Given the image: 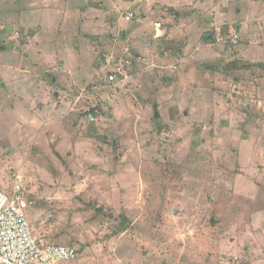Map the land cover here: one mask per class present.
<instances>
[{"label": "rangeland", "instance_id": "374dc122", "mask_svg": "<svg viewBox=\"0 0 264 264\" xmlns=\"http://www.w3.org/2000/svg\"><path fill=\"white\" fill-rule=\"evenodd\" d=\"M32 1L0 0V60L32 65L14 45L40 30L44 49L25 91L9 82L16 108L0 93V192L23 176L34 235L76 249L61 264H264V0H43L54 19L7 29Z\"/></svg>", "mask_w": 264, "mask_h": 264}, {"label": "built area", "instance_id": "2783aa9c", "mask_svg": "<svg viewBox=\"0 0 264 264\" xmlns=\"http://www.w3.org/2000/svg\"><path fill=\"white\" fill-rule=\"evenodd\" d=\"M132 19L133 15L128 14L125 20L130 22ZM219 38L226 44L238 43L237 35L230 40L222 36ZM129 58L107 60V68H110L106 75L107 82H125L129 77L128 66L133 63ZM28 205L31 202L26 198L23 176L15 174L11 189L0 192V264H61L76 260V249L48 244L34 235L25 214Z\"/></svg>", "mask_w": 264, "mask_h": 264}, {"label": "crops", "instance_id": "0c3cea01", "mask_svg": "<svg viewBox=\"0 0 264 264\" xmlns=\"http://www.w3.org/2000/svg\"><path fill=\"white\" fill-rule=\"evenodd\" d=\"M38 1V0H37ZM43 0H39L38 2H36V1H32V3L31 4H33L34 5V7L33 8H29V9H23V11H21V10H17V11H15V12H10L9 10H6V17L4 18V20H7L8 21V23H9V25L8 24H6L5 26H7V29L11 26L12 28L14 27V24H15V22H19L22 18H23V16L26 18V20L28 21V20H31V19H35V15H39V17H45V18H49V20L50 19H54V18H52L51 16H50V10H48L47 9V14H43V13H39V11H42L41 10V5H44L43 4V2H42ZM39 2H41V3H39ZM197 2H199V3H201V1H196L195 3H194V5L192 6L191 5V7H196V3ZM135 4L137 5L138 4V2L137 3H132L131 4V6L132 7H135ZM188 4H190V3H188ZM134 5V6H133ZM45 7V6H44ZM43 8V7H42ZM253 11H256V9H254ZM252 11V12H253ZM251 12V13H252ZM14 16H13V15ZM254 13H252L251 15H253ZM28 15V16H27ZM185 16L186 17H188V18H185ZM197 16H200V13H198V10H197V8L196 9H194L192 12H191V15H189V14H184V15H182V21L183 22H186V27H188V30H190V27L192 26V24H194L195 22H197L196 20H197ZM14 18H16V19H14ZM3 20V21H4ZM14 20H17V21H14ZM2 21V22H3ZM198 22H199V20H198ZM4 23H0V27L3 25ZM6 29V28H5ZM5 29H2L1 31H0V48H1V50H0V57L2 58L3 57V55H6L5 53L6 52H8L7 51V46L8 45H10V39L7 37V35L10 33V31H8V30H6L5 31ZM157 32L156 33H158L157 35H159V33H160V30H159V28H157V30H156ZM38 32H40V34H39V36H35L33 33V35L32 34H29L28 35V39H27V42H28V44L27 43H23V42H21L19 45H14L15 47H17L16 48V51L17 52H19L20 54H23L24 52V50L25 51H29V54H30V52H33L34 53V55H37L36 56V59L34 60V61H32L31 60V57L29 56V62H32L31 64L32 65H29L28 67H24V65L22 64V61L21 60H16V61H12V60H6V63H4L2 60H0L1 62H0V84H2L0 87H1V90H3V91H1L0 93H1V95L3 94V97L5 96V97H7V98H11V99H13L14 101H15V103H13L12 105H11V107L12 108H16V104H17V102H16V100L12 97V94H10V86H9V82L11 83V87H13L14 89H17L19 92H23V91H25V85L28 83V82H30L31 81V79L29 78V75H30V69H32V67L33 68H36V66L38 67V61H40V59H41V56H40V52H42L43 53V51H44V49H43V47H42V45H40V48H38L39 46H37L36 47V49H34V44H35V40L36 39H38V37H40L41 36V30L40 31H38ZM6 35V36H5ZM27 35V34H26ZM158 37V36H157ZM33 38V39H32ZM38 42V41H37ZM11 46V45H10ZM10 48V47H9ZM11 49V48H10ZM12 49H14V48H12ZM10 51V53H15L14 51H12V50H9ZM38 53V54H37ZM143 53V52H142ZM137 55H138V58L140 59L139 60V62L140 63H137L138 64V66H141V65H143V63H149V64H153V65H155V63L153 62V61H151V60H148V57L146 56V55H144V54H141V53H137ZM120 57H118V58H116L117 60L119 59ZM115 60V59H114ZM18 61V62H17ZM48 61H50V60H48ZM52 62L53 61H51L50 63L52 64ZM35 64H36V66H35ZM136 66V65H135ZM107 67V66H106ZM107 69V71H108V68H106ZM12 70H14V72H16V74H14L13 75V79H11V71ZM33 78H36V76L35 77H33ZM54 82H55V80H54ZM17 83H19V85L16 87V84ZM40 84V83H39ZM56 84V83H55ZM58 95V94H57ZM34 100H36V103H34V102H32V104H31V108L30 109H32V111H34V113L33 114H31V115H29V116H21L20 117V119L19 120H15V124H17V126L15 127V130L16 131H23V129L24 128H26L25 127V121L27 120V118H30V119H33V121H32V123L34 122L36 125H37V123L36 122H38L37 120H34V119H38V117H37V115H39V114H36V113H38V111H40L41 112V110L39 109V107L41 106V105H39V101H37V99H36V97H34ZM20 106H22V104L21 103H18ZM32 106H34V107H32ZM40 108H42V107H40ZM1 109H3V108H1L0 107V110ZM43 109V108H42ZM11 110V109H10ZM7 111V110H6ZM6 111H4V112H6ZM24 111H26V107H25V109H24ZM20 115H23V113H21ZM0 116L2 117V115L0 114ZM39 120V119H38ZM40 121V120H39ZM1 123V122H0ZM34 123H33V125H34ZM6 140L8 141V138L6 137ZM9 142V141H8ZM10 143V142H9Z\"/></svg>", "mask_w": 264, "mask_h": 264}, {"label": "trees", "instance_id": "16d2710c", "mask_svg": "<svg viewBox=\"0 0 264 264\" xmlns=\"http://www.w3.org/2000/svg\"><path fill=\"white\" fill-rule=\"evenodd\" d=\"M210 38V41H209V43H217V45L219 44V45H221L222 47H224V48H227V47H231V46H234V44L233 43H231V42H228L227 44L226 43H223V42H221L220 41V38L218 39V36L215 38V37H213V35H209V34H207ZM231 35V36H230ZM235 35H237L238 36V43L240 42V36H239V34L237 33V32H231L229 35L228 34H221L219 37H225L226 39H228V40H230L231 38H232V36H235ZM237 43V44H238ZM132 64H134V63H132ZM132 65H130V66H128V70L130 69V67H131ZM135 67V66H134ZM231 67H235V64L234 63H232L231 64V66H230V68ZM257 67H259V65H257ZM129 73V72H128ZM108 80L107 79H105V82L106 83H109V85H113V83H111V82H107ZM116 84V83H115ZM114 84V85H115ZM92 115H96V111L95 110H92L91 112H90Z\"/></svg>", "mask_w": 264, "mask_h": 264}, {"label": "water", "instance_id": "95a60500", "mask_svg": "<svg viewBox=\"0 0 264 264\" xmlns=\"http://www.w3.org/2000/svg\"><path fill=\"white\" fill-rule=\"evenodd\" d=\"M157 116H158V114H157Z\"/></svg>", "mask_w": 264, "mask_h": 264}]
</instances>
